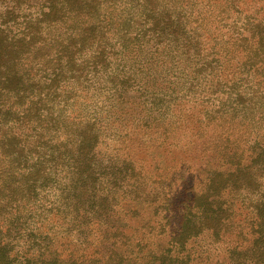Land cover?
I'll list each match as a JSON object with an SVG mask.
<instances>
[{"label":"rangeland","instance_id":"1","mask_svg":"<svg viewBox=\"0 0 264 264\" xmlns=\"http://www.w3.org/2000/svg\"><path fill=\"white\" fill-rule=\"evenodd\" d=\"M51 2L27 0L15 8L0 3V30L12 56V38L23 32L30 37L28 31L37 27L29 26L33 13H41V4L47 11ZM212 2L224 5V0L221 6L219 0ZM237 2L220 16L229 52L218 45L220 36L198 38L192 10L210 14V28L218 11L198 0H100L89 6L76 1L70 8L59 3L60 9L39 23L37 43L16 69L4 60L0 154L6 159L0 156V173L5 170V182L15 187L14 201L0 210L4 264H76L66 256L85 248L84 264L91 257L96 264L105 259L107 264H136L129 252L136 258L139 240L148 243L146 254L155 258L185 220L183 199L206 191L216 171L229 181L253 183L264 168V35L259 44V37L244 32L241 38L247 39H237L247 21V27L258 24L264 31L259 24L264 0ZM73 37V60H56L53 48L67 53L65 44ZM44 67L59 72L53 84ZM48 140H54L58 166L27 177L31 154ZM72 140L92 145L82 153V163L93 177L105 178L107 197L97 191L99 179L95 188L71 180L62 146ZM246 164L253 178L245 173ZM49 248L60 255L51 260ZM189 248L196 250L189 264L227 262L220 243L206 232ZM115 251L128 257L119 262ZM149 259L138 264H152ZM162 259L153 264H168Z\"/></svg>","mask_w":264,"mask_h":264},{"label":"trees","instance_id":"2","mask_svg":"<svg viewBox=\"0 0 264 264\" xmlns=\"http://www.w3.org/2000/svg\"><path fill=\"white\" fill-rule=\"evenodd\" d=\"M23 1L27 2V0H0V3L2 4L3 2H5L6 4H11L10 7L15 8L16 3H20ZM48 1L52 2L49 4L47 11L43 10L41 4V13L37 16H34L33 13L29 26L37 27L35 29L31 28L28 31L31 36L29 37L28 34L23 32L22 36L12 38L15 57L11 55L10 51H8V47L5 44V36L2 33L3 31L0 30V69L5 68V66L3 65L4 60L12 61V69H16L24 54L37 43V35L38 33H40L41 28L39 23L44 20V16L50 13H54L56 9H60V6L58 5L59 3L68 5V7L70 8V3L72 4L76 1H79V4H82L80 6H89L93 2H99L100 0ZM190 1L197 0H168V3L182 4ZM198 1L200 6H210L209 10H214L213 8L215 7L218 10L217 13H215L216 23L213 28H210L209 25L210 14H204V9L195 8L192 10L191 14H193V18L198 21V24L196 26V28L199 27L197 30L198 38H200L201 36L203 40H214L215 35H217V37L220 36L221 40H223V43H219L218 45L222 47L223 51L229 52L231 48H229L226 43L228 42L227 40H230V38L225 37L226 32H222L223 26L221 25L220 16L228 14L232 10V8L238 7V4L240 2H237V0H224V5L221 6L222 0H219L221 6L219 8V6L215 4V2L210 3L211 0ZM158 2H160V0H158ZM154 4H156L155 1ZM166 6L167 5H164V8H166ZM77 10H79V8H77ZM77 10L74 9L75 16H81L77 12ZM175 11L179 13V10L175 9L174 12ZM7 12L10 13L14 11L8 9ZM83 17L85 19H88L90 15H85ZM2 20L3 25L5 24L6 20L4 17L2 18ZM259 21L261 22L259 24H263L264 26V17L259 19ZM248 22L249 21L243 24L239 29V37L237 40H243L242 38L247 39V37L241 38L240 34L244 32L248 36V38L257 39L256 37H259L257 39V44H259L262 39L261 35H264V31L258 29V24L254 27H247L246 24ZM74 42H76V39H74V37L67 41V43L65 44V48L68 50V52L65 54L59 51L61 49L60 47L53 48V50L56 51L55 59L60 61L61 59L66 57V63L69 64L73 60V55L71 54L72 50H70V48L75 46ZM40 64L47 65V62H41ZM44 68L46 71H50L54 76L50 77V84H53L55 82V76H58L59 72L56 68L53 67H49V69L46 67ZM40 139L42 138L37 137L36 141ZM53 141L54 140H48L43 142V144L41 146H37V149L31 154L33 156L34 162L32 164L31 170L26 171L27 177L33 176L41 169H44V172H46L47 170L56 168V166H58L57 162L53 163L56 153L54 151ZM91 146H84L83 140L65 141L62 149L65 151L67 149V151L66 153L65 151H62V155L64 156L63 161L64 163H69L71 165V180H74L75 178L85 180L86 182H89V188H95L96 184L94 183V181H98L99 179L100 181L98 182L97 191L107 197L109 193H105V191H107V188L104 185L105 178H101L100 176L93 177L90 173L89 168L84 169L85 166H83L82 163V153L87 152V150L90 149ZM40 149H42V151H40ZM69 150L70 152L72 151L71 155L68 154ZM0 156L3 159H6V154L1 153ZM261 156H264V154H262ZM57 159L61 160V157L57 156ZM249 165L250 164H246L244 170L246 174L251 175L253 178ZM262 166L264 167L263 164ZM86 167H88V164ZM2 173L3 174L0 173V210L2 207L11 204L14 201L15 195V187L5 182V175L7 174V172H5L4 170V172ZM221 175V172L216 171L213 184L211 185L210 181V183H208L209 186L206 191H202L200 192V194L194 193L191 195H187L183 199L182 210L184 212L183 216L185 217V220H182L179 228L173 230V234L170 236V239L167 242L166 246H163L162 249L155 252V255H157L158 253L157 257H148L145 251L148 243L146 241L143 242L142 240H139L137 242L136 258L132 256L134 254L133 252H129L131 259H135L137 262L136 264H138L140 260H145V258H151L149 259V261L153 263L155 260H161L163 258V263L169 260V262H167L168 264H189L191 260H194L196 258H192L191 256L193 253H196V250L191 251V249L189 248V242L194 238H198L204 232H206L208 234H211L215 242L220 243V245L224 249V253L228 257L225 264H264V168L262 172L259 173V175L257 174L256 177L253 178L252 184L247 181L237 183L232 179L229 181L228 178L225 177L224 179V176ZM210 186H212V188ZM246 189L250 191L247 195L250 194L251 196H253L248 201H244L242 199V196H247L242 195L243 191ZM186 193L190 192L187 191ZM197 195L199 197H197ZM227 195L235 197V200H231ZM204 200L206 201V203H203ZM1 213L3 212H0V215ZM188 215H192L190 219L186 218L188 217ZM199 215L201 216L200 220L193 218V216ZM13 229L14 228H6V231L9 232ZM4 231L5 228H0V234H2ZM163 231L164 230L162 228L160 232L163 233ZM2 242L4 241L0 236V264H4V261L7 258L6 247L2 246ZM49 250L52 252L51 260H53V254H55V256L60 255L58 249L49 248ZM85 251L86 248L77 256L67 255L66 259H72L74 257L76 259H74L76 264H84V257H86ZM251 251L255 252L256 255H251ZM113 255H116L115 257L119 260V262H124L123 258L128 257L127 254L126 256L119 255L117 251L113 252ZM89 264H96V258H89ZM99 264H107L106 259L104 260V262H100Z\"/></svg>","mask_w":264,"mask_h":264}]
</instances>
